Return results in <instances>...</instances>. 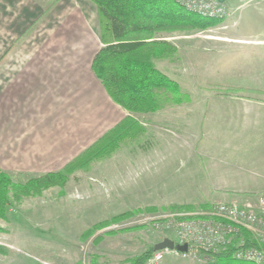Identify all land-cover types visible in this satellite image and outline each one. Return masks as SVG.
Returning <instances> with one entry per match:
<instances>
[{"label":"rangeland","instance_id":"1","mask_svg":"<svg viewBox=\"0 0 264 264\" xmlns=\"http://www.w3.org/2000/svg\"><path fill=\"white\" fill-rule=\"evenodd\" d=\"M235 13L241 29L252 28L264 36V24L244 25L243 7ZM229 23L225 18L203 29L164 37L177 52L155 64L178 83L188 99L136 114L145 129L138 138L93 162L87 170L74 171L62 188L52 186L40 195L14 202L7 220H0L5 228L0 232V264H90L96 256L106 264H130L126 260L149 245L174 237L173 228H154L146 221L148 215L162 218L173 204H189L198 210L202 204L220 202L200 199L203 193L195 184L194 167L234 166L236 161L227 153H218L217 143L214 153L208 154L212 137L203 133L222 131L229 117L246 127L243 132H258L261 127L264 131V46H249L247 53L242 49L231 54L242 45L226 39L233 30L226 27ZM124 114L122 110L120 117ZM114 121L108 119L107 127ZM147 156L157 161L153 173L144 169L151 162ZM11 175L13 181L31 177ZM136 209L140 210L130 216L112 219ZM103 220L109 222L95 227ZM83 227L92 232L79 239L76 231ZM170 261L204 264L174 254L159 264Z\"/></svg>","mask_w":264,"mask_h":264},{"label":"crops","instance_id":"2","mask_svg":"<svg viewBox=\"0 0 264 264\" xmlns=\"http://www.w3.org/2000/svg\"><path fill=\"white\" fill-rule=\"evenodd\" d=\"M223 3L231 10L226 27H233L226 39L242 45L231 54L264 46V36L241 29L235 13L243 7L244 25L264 24V0ZM98 28L97 7L90 0H0V171L32 177L59 170L123 117L124 109L91 69L103 46ZM108 119L115 121L107 127ZM237 121L229 117L227 128L203 133L212 137L207 153H214L217 143L218 153L236 161L234 166L195 165L204 201H243L264 190V131L243 132L246 127ZM146 158L151 162L144 169L155 172L157 161ZM88 228L76 229L77 237ZM98 258L90 264H106Z\"/></svg>","mask_w":264,"mask_h":264},{"label":"trees","instance_id":"3","mask_svg":"<svg viewBox=\"0 0 264 264\" xmlns=\"http://www.w3.org/2000/svg\"><path fill=\"white\" fill-rule=\"evenodd\" d=\"M90 1L97 7L98 36L103 43L92 60L91 69L110 99L126 114L59 170L32 176L24 182H14L8 173L0 171V220L7 219L14 202L40 195L52 186L62 188L74 171L87 170L93 162L104 159L126 142L138 138L145 129L136 114L154 112L188 99L178 83L155 64L156 60L172 58L177 52L176 46L164 37L221 22L189 12L177 0ZM200 207L207 209L211 206L206 203ZM149 209L154 210L153 207ZM170 209L191 210L194 206L173 204ZM139 210L124 211L112 219L120 220ZM108 222L100 221L95 227ZM2 231L4 228L0 226ZM91 232L87 229L83 237ZM242 236L246 245H255L246 232H242ZM237 242L234 239L225 249L206 254L209 258L207 264H254L233 257ZM153 245L126 261L144 264L154 251ZM196 251L199 255L205 254L200 248Z\"/></svg>","mask_w":264,"mask_h":264},{"label":"built area","instance_id":"4","mask_svg":"<svg viewBox=\"0 0 264 264\" xmlns=\"http://www.w3.org/2000/svg\"><path fill=\"white\" fill-rule=\"evenodd\" d=\"M177 1L185 10L205 18L223 20L231 11L219 0ZM195 209L166 211L162 218L147 216L146 221L156 229L173 228L174 237L168 238L175 245L186 243L187 251L168 247L154 250L144 264H159L165 256L172 254L207 264L206 254L225 249L234 239L238 240L234 258L264 264V190L243 201H220L211 204L209 209ZM242 232H246L255 245H246ZM197 248L205 254L198 255Z\"/></svg>","mask_w":264,"mask_h":264},{"label":"water","instance_id":"5","mask_svg":"<svg viewBox=\"0 0 264 264\" xmlns=\"http://www.w3.org/2000/svg\"><path fill=\"white\" fill-rule=\"evenodd\" d=\"M219 1L222 2L223 0H219ZM165 247L175 248V249L182 251V252L187 251V244L186 243H183L181 245H179V244L175 245L173 240H171L168 237L163 238L161 241H158V242L154 243V245H153L154 250L162 249Z\"/></svg>","mask_w":264,"mask_h":264}]
</instances>
